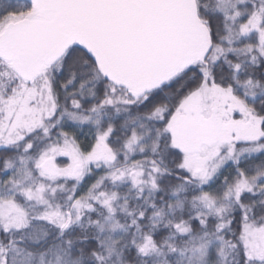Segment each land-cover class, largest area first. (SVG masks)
Returning a JSON list of instances; mask_svg holds the SVG:
<instances>
[{"label": "trees", "instance_id": "trees-1", "mask_svg": "<svg viewBox=\"0 0 264 264\" xmlns=\"http://www.w3.org/2000/svg\"><path fill=\"white\" fill-rule=\"evenodd\" d=\"M14 1L20 0H0L5 4ZM194 2L197 17L212 46L224 47L231 23L219 11L218 1ZM4 3L0 4V37L13 24L8 20L12 12ZM249 46L255 48L256 43L242 41L230 45L235 52L229 53L227 61L233 69L221 70L215 65L210 67V74L233 91V97L243 104L254 121H261L262 139L254 144L264 146V58L248 53ZM191 67L146 95L134 98L130 90L108 80L80 44H74L58 62L44 67L39 76L29 82L22 81L12 63L0 57V69L10 74V80L0 92V209L6 211L2 203L12 199L4 185L17 173L31 171L34 183L45 184L43 167L40 169L41 155L46 156L49 163L67 164L66 160H59L53 152H48L49 149L60 144L62 138L79 143L83 134L78 126H85V136L88 134L86 124L77 125L76 120L86 119L90 115L87 111L101 103L108 94V85L129 91L133 100L147 97L142 104L120 110H94L92 114L99 133L108 134L106 145L121 156L132 139L138 140L132 159L125 162L124 156L120 157L121 165L112 168L120 172L141 165L145 171L151 168L157 171H151L156 186L150 195V206L143 203L148 196L139 200V194L133 192L129 184L111 179L99 183V192L120 195L121 201L116 206L121 208L113 220L117 224L115 228L123 231L112 234H107L108 230L103 232V224L97 223L105 221L101 218L104 213L89 212L82 222L73 223L71 215L78 202L75 180L56 182L58 191L52 202L59 213L71 218L62 227L40 219L38 209L25 193L13 197L11 201L16 206L13 210L21 211L26 223L9 231L0 230V264H40L41 259L57 264H108L100 259L107 248L113 253L110 264H256L239 243L247 213L252 210V220L264 214V156L234 165L223 172L210 189H205L182 169V154L174 147L173 136L168 132L172 113L203 84L206 68ZM47 69L52 70L50 92L44 91L40 84ZM253 93L257 94L256 98L252 97ZM158 110H164L165 116H156ZM89 142L85 146L87 151L91 150ZM99 177L97 174L86 183L98 186ZM248 185H253L254 197L249 193L236 194L239 188ZM203 196L220 205H232L228 226L223 231L217 229L219 219L208 221L197 217L194 203ZM146 238L154 247L152 252L147 253L143 248ZM220 242L232 251L226 261L220 252ZM257 264H264V260Z\"/></svg>", "mask_w": 264, "mask_h": 264}, {"label": "rangeland", "instance_id": "rangeland-1", "mask_svg": "<svg viewBox=\"0 0 264 264\" xmlns=\"http://www.w3.org/2000/svg\"><path fill=\"white\" fill-rule=\"evenodd\" d=\"M217 1L220 6L219 11L225 14L231 23V31L228 33V38L225 40L226 47L220 45L219 47H213L210 39L208 40L207 57L201 61V63L195 61L191 65L192 67L190 66L191 68H196L197 66L206 68V70H203L206 84L199 91H196L180 109L172 113L167 124L168 132L173 136L174 147L182 154V169L191 175L192 178L200 181V187L205 189H210L212 187L211 185L215 183L222 173L231 169L234 165L264 156V146L254 144L262 139L261 133H259L261 121H254L249 111L247 112L243 107V104L234 98V101L230 100L229 94L223 95L220 91L214 90L216 86L215 79L210 74V67L227 61L229 53L235 52L234 49L230 48V45H234L238 42H255V48L249 46L246 48L247 52L259 58H264V0ZM3 3L4 2H0L2 5ZM4 5L12 12L9 14V18H7L9 22L13 24L24 21L23 19H25V17L33 15L36 12V6L30 0L6 2ZM242 20H245V22L242 23ZM183 73L184 71H180L176 76H180ZM9 76L10 74L8 71L0 69V92L5 87L6 82L10 80ZM40 84L46 92H50L53 89L52 70H44L40 78ZM107 91L108 94H106V97L101 103H99L96 108L93 107L87 111L90 115H88L86 119L76 120L77 125L86 124L89 130L87 133L89 135L87 134L85 136V126H78L81 127L79 131L83 134L79 143H76L72 139L67 138V140H65L66 138H62L60 144L49 149L48 152H53L59 160H66L67 164L65 166H60L54 161L49 163L46 159L47 157L41 155L40 161L42 162H40L41 168L40 166L39 168L42 169L43 167L44 176H42L45 180V184L34 183L35 180H31L33 173L24 170L17 173L12 179H9L4 185L10 195L9 197L12 199L19 194L25 193L28 201L38 209L40 219L46 220L55 227H62L71 218L73 223H80L87 213L91 212V214L99 213L100 215L104 213V215H101V218L103 217L102 219L105 221L103 223H101L102 221L97 222L99 225L103 224V232L106 230H108L107 234H112L117 231L122 232L123 229L115 228L117 224L113 220L119 208H121L120 205L118 207L116 206V204L118 205L121 201L120 195L116 193L99 192V183H102L106 179L115 180V182L120 184H129L130 189L136 192V194H139V200L148 196L143 203L148 206L151 205L148 202L153 192L152 189L156 186V181L151 176V171L157 173L156 170L151 168L145 171L140 167L141 165L129 167L120 172L115 171L116 168H112L121 165L122 161L120 157L124 156L125 162L132 159L135 154L133 149L134 146L138 145V140L132 141V139L124 148V155L122 153L121 156L120 152L117 153L106 145L108 134L99 133L98 127L93 122L92 115L94 110L95 112L107 108L120 110L124 107L139 103L142 104L147 101V97L145 96L140 100H133L129 96V91L125 92L118 90L111 87V85L107 86ZM200 94L205 98L201 107L202 116L210 120H217V122L223 126L222 131L218 134V137L215 139L216 141H214V143L212 142L213 144L206 141L198 146H191L190 144L180 146L177 140V131L184 125L187 113L198 111L197 105L199 103ZM214 97L218 100H220V98L222 99V102H220L222 103V108L215 106L213 101ZM252 97L256 98L257 94L253 93ZM165 114L166 112L164 110H158L155 113L156 116H165ZM72 122H74V120H72ZM90 139L92 143L89 142ZM86 142L92 144L90 151H87L85 147ZM97 174L100 175V177L96 179L98 180V186H96L97 184L92 186L90 183H86L88 179L95 178ZM60 179L64 181L75 180L77 182L74 191L78 202L73 209L71 218L66 214L59 213V208L52 202V198H55V191H58L56 182ZM256 186H258V184H256ZM10 187H12V189ZM255 192L253 185H248L245 188H239L236 194L244 196L245 193H249L254 197L256 195ZM5 198L6 196L4 199ZM121 198L123 197L121 196ZM11 200L9 199V202L5 201L2 203L6 211L0 209V230L4 228L9 231L10 228L21 227L26 223V219H24L25 216H23L21 211L17 212L13 210L15 205ZM236 200L239 201V198H236ZM95 204L99 205L101 210L99 207H96ZM231 208L232 205L230 206V204L227 206L220 205L213 199L204 196L194 203V209L197 212L198 218H205L208 221L210 218L220 220V224L217 228L219 231H223L225 227L228 226L227 221L230 216L229 210ZM250 214H252V210L246 215L239 247L246 253L251 262H256L257 264L264 260V214L254 220H252ZM179 228H182V226H179ZM219 244L221 246L220 252L223 254L226 261L232 251H229L221 242ZM143 248L147 253L153 251L154 247L148 238L145 239ZM112 254L113 253L107 248L100 259L110 264ZM45 261L48 260L41 259L39 263L57 264L55 262Z\"/></svg>", "mask_w": 264, "mask_h": 264}, {"label": "water", "instance_id": "water-1", "mask_svg": "<svg viewBox=\"0 0 264 264\" xmlns=\"http://www.w3.org/2000/svg\"><path fill=\"white\" fill-rule=\"evenodd\" d=\"M36 12L7 27L0 57L29 82L80 44L134 98L169 82L208 50L194 0H30ZM196 121L178 129L190 138Z\"/></svg>", "mask_w": 264, "mask_h": 264}, {"label": "flooded vegetation", "instance_id": "flooded-vegetation-1", "mask_svg": "<svg viewBox=\"0 0 264 264\" xmlns=\"http://www.w3.org/2000/svg\"><path fill=\"white\" fill-rule=\"evenodd\" d=\"M220 67L221 70L224 69H233L232 65L228 63V61H224V63H219L217 65ZM220 82L215 80V88L214 90L220 91L223 95L229 94L228 96L230 100L234 101L233 97V91L226 89V87H223L222 84H219ZM206 84L205 80L203 81V84L200 86L198 91L203 88V86ZM196 93V92H195ZM215 94V93H214ZM194 95V94H193ZM232 98V99H231ZM234 98V99H233ZM205 98L200 94L199 95V103L197 107V112H191L186 114V120L187 119H193L196 121V125L194 129L192 130L191 136L189 139L186 141H180L179 138L177 137V140L179 142V145H185V144H190L191 146H198L203 142H209L210 144H213L215 139L218 137V134L222 131V125L217 122V120H210L204 116H202V110L201 107L203 105V101ZM214 104L218 108H222V99L218 100L216 97L213 98ZM185 120V121H186ZM213 142V143H212Z\"/></svg>", "mask_w": 264, "mask_h": 264}]
</instances>
